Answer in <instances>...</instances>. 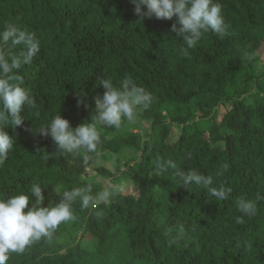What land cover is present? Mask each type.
Here are the masks:
<instances>
[{
    "label": "trees",
    "instance_id": "obj_1",
    "mask_svg": "<svg viewBox=\"0 0 264 264\" xmlns=\"http://www.w3.org/2000/svg\"><path fill=\"white\" fill-rule=\"evenodd\" d=\"M214 2L227 33H205L185 54L175 15L139 20L130 0H0V30L12 23L40 40L18 72L35 107H25L23 126L5 128L16 142L0 165V197L39 184L47 207L74 187L91 184L99 193L96 178L121 189L86 209L76 200L74 220L10 253L7 264H264V0ZM126 77L153 95L137 112L141 133L122 121L119 130L102 128L97 153H57L36 131L58 114L73 128L90 122L100 81L119 87ZM108 154L121 156L127 170L99 167L87 176ZM169 160L231 187L228 199L156 168ZM241 197L255 204L254 215L239 211ZM35 203L29 194L28 207Z\"/></svg>",
    "mask_w": 264,
    "mask_h": 264
},
{
    "label": "clouds",
    "instance_id": "obj_2",
    "mask_svg": "<svg viewBox=\"0 0 264 264\" xmlns=\"http://www.w3.org/2000/svg\"><path fill=\"white\" fill-rule=\"evenodd\" d=\"M130 3L135 6L134 14L139 20L152 17L171 19L175 15L180 25L178 32L183 34V41L187 45L183 49L185 54L188 48L197 45L203 34L212 32L223 36L227 33L228 25L222 6L214 0H130ZM171 30L177 31L175 24ZM18 46L19 53H14L12 49ZM39 51L40 40L35 32L21 29L12 23H6L0 30V165L4 164L16 142L15 136H9L5 131L6 126H23L25 117L22 113L25 107H35V100L24 86L23 77L18 72L22 66L30 65ZM100 85L104 93L95 100L96 115L90 122L73 128L67 119L58 114L48 124L36 130L40 135L52 138L57 153H74L81 149L85 153H97L103 127L119 130L125 119L129 123H135L139 108H146L153 101L152 93L138 86L131 78L126 77L119 87L114 86L110 79H102ZM88 159L85 154L84 160ZM156 168L159 171L174 169L176 178L184 187L195 184L206 188L217 200L228 199L232 192L231 187L223 184L214 187V178L211 175L195 170L180 171L171 160L163 163L158 161ZM120 190L119 185L109 184L93 195L91 184L74 187L64 191L58 203L47 207L40 206L45 196L39 184H33L30 188L29 194L36 197V203L31 207H28L29 194L20 193L7 199L0 197V264H7L10 253L24 252L32 242L42 237L51 238L61 223L74 220L73 203L76 200L79 199L81 207L86 209L90 205L110 202ZM236 204L241 213L248 216L255 214L256 206L251 200L241 197ZM242 222V217L236 218V223ZM183 230V226H180V231Z\"/></svg>",
    "mask_w": 264,
    "mask_h": 264
},
{
    "label": "rangeland",
    "instance_id": "obj_3",
    "mask_svg": "<svg viewBox=\"0 0 264 264\" xmlns=\"http://www.w3.org/2000/svg\"><path fill=\"white\" fill-rule=\"evenodd\" d=\"M260 54H261V61L264 63V45L261 46L259 49ZM123 124H125L126 127H130L136 130V132L141 133V131L138 130V127L141 125L136 118L135 123H129L126 119L123 120ZM126 161L121 158V156L115 155V154H108L106 156V159L102 162L99 163L98 165H92L90 168L86 170V175L90 176L94 174V170L99 167H104L106 168L109 172L114 173V174H123L126 170L127 167L125 166ZM130 167L132 166L131 164L129 165ZM97 181L103 182L102 187L105 188L107 185L112 184L109 179H99L96 178ZM102 188V189H103Z\"/></svg>",
    "mask_w": 264,
    "mask_h": 264
}]
</instances>
